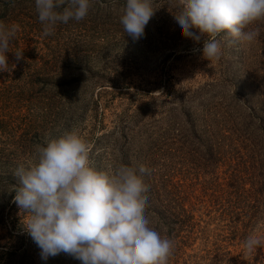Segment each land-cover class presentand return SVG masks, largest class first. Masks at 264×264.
Returning <instances> with one entry per match:
<instances>
[{"label": "rangeland", "instance_id": "obj_1", "mask_svg": "<svg viewBox=\"0 0 264 264\" xmlns=\"http://www.w3.org/2000/svg\"><path fill=\"white\" fill-rule=\"evenodd\" d=\"M57 6L61 31L0 24V264H264L252 174L210 205L191 136L205 140L209 106L264 84V0ZM175 185L192 228L176 224Z\"/></svg>", "mask_w": 264, "mask_h": 264}, {"label": "trees", "instance_id": "obj_2", "mask_svg": "<svg viewBox=\"0 0 264 264\" xmlns=\"http://www.w3.org/2000/svg\"><path fill=\"white\" fill-rule=\"evenodd\" d=\"M60 0H0V24L11 27L13 35L25 32L47 34L52 31H61L63 27V18L61 12L69 7H58L57 2ZM78 0H71V6ZM52 11V13L50 12ZM1 28V27H0ZM1 33V32H0ZM250 95L252 100L243 99L241 104H225L222 106L211 105L207 108L206 120L202 122V133L206 136L203 141L192 128V135L196 138L193 145L204 148L207 166L210 174L209 194L210 205H217L220 209H226L231 205L230 200L222 202V197L217 195L218 192L230 194L228 190L241 183V179L250 180V192L256 194L258 199L264 200V179L255 176L257 170H264V84L258 82L251 89ZM234 96L239 94L234 91ZM233 152L235 153L233 155ZM226 167L223 171V181H219L218 168ZM246 171V172H244ZM251 171V173H249ZM259 189L263 192L259 193ZM184 190L175 185V221L182 230L184 227L192 228L185 219L186 210L183 209L181 194ZM226 199V198H225ZM103 203L101 204V208ZM180 208V209H179ZM214 208V207H213ZM104 212H99L97 216V228L102 232L101 249L104 246H111V242L116 243V239H108L105 234ZM144 227H141V229ZM122 240L132 245L136 250L134 255H138L141 246V236L139 229H134ZM120 241V240H118ZM138 244V245H136ZM117 249V248H115ZM141 251V249H140ZM135 264V263H133ZM140 264V262H136Z\"/></svg>", "mask_w": 264, "mask_h": 264}]
</instances>
